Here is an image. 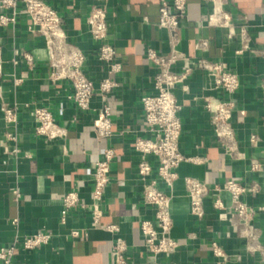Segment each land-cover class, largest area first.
Here are the masks:
<instances>
[{"label": "crops", "instance_id": "crops-1", "mask_svg": "<svg viewBox=\"0 0 264 264\" xmlns=\"http://www.w3.org/2000/svg\"><path fill=\"white\" fill-rule=\"evenodd\" d=\"M44 1L61 16L69 42L85 54L83 70L93 81L95 92L90 109L82 111L72 98V85L50 78L46 38L27 15H19L14 25L0 26V248L45 232L51 235L48 244L35 249L18 247L13 263L115 264L113 249L121 238L127 245L128 264H149L153 257L144 245L140 225L145 219L153 220L155 213L143 199V181L137 169L140 154L134 141L138 136L152 137L147 131L142 98L156 93L158 68L147 58V51L152 48L167 54L171 50L169 33L158 25L160 1H106L109 41L123 64L115 76L118 86L109 93L100 91L107 68L99 59V42L92 37L88 24L93 0ZM228 8L237 23L247 17L253 51L237 53L240 38L229 37L225 29L208 24L212 5L204 0H188L179 49L189 64L207 57L227 63L239 76L232 123L242 156L225 152L205 108V96L226 95L213 89L202 71L190 73L177 84L174 94L182 105L180 149L198 161L180 164L172 190L161 185L172 195V235L180 243L175 251L160 256L162 264H218L213 241L229 255L224 264H264V210L254 217L253 237H242L244 226L229 210L223 212L214 205L220 197L229 207L228 192L212 190L204 200V217L197 219L191 213L185 187L186 177L205 180L212 188L230 178L256 182L261 190L247 194L245 200L257 209L264 205V173L251 170L252 160H264V0H230ZM200 39L209 41L204 50L196 47ZM25 53L34 57L32 66L26 62ZM183 65L179 62L174 70L182 71ZM106 106L110 107L114 132L108 138L99 135L94 125ZM5 107L17 113L15 124L6 122ZM39 107L49 109L65 131L62 137L49 139L36 132L34 111ZM252 135L258 137L256 145L251 142ZM106 148L114 149L115 158L104 193L103 214L94 224L95 161L103 157ZM150 161L156 169V159L150 157ZM16 190L20 193L18 201L14 199ZM70 191L79 194L80 203L65 211L63 197ZM108 225H118L120 230L108 231ZM73 230L81 231V236L74 238Z\"/></svg>", "mask_w": 264, "mask_h": 264}, {"label": "built area", "instance_id": "built-area-1", "mask_svg": "<svg viewBox=\"0 0 264 264\" xmlns=\"http://www.w3.org/2000/svg\"><path fill=\"white\" fill-rule=\"evenodd\" d=\"M106 1L93 0L88 17L91 35L99 42V59L106 64L107 68V76L100 83L102 93H109L118 86L115 76L123 69L122 62L116 57V49L109 41ZM159 1L158 25L169 33L171 50L167 54H161L152 48L147 51V58L158 68L155 75L156 93L142 98L147 131L152 137L138 136L134 141V147L140 154L137 169L138 175L143 181V199L145 204L150 206L155 213L153 220L145 219L140 225L144 245L153 257V262L149 264H162L160 256L175 251L180 245L179 241L172 235L174 226L171 212L172 195L167 193L162 186L172 190L179 178L177 168L180 164L184 161H198L194 157L185 155L180 149L183 124L179 113L182 105L174 94L177 84L185 80L190 73L196 70L202 71L210 80L211 87L226 95L225 97L205 96V108L211 115L215 136L225 152L232 157L242 156L239 152L236 131L232 123V117L237 107L235 94L240 87L239 76L231 71L227 63L223 61L199 57L194 59L192 64L187 63V57L179 49V44L181 41V20L188 13V0ZM204 1L212 5V10L208 15V24L225 29L229 37L237 35L242 44L237 53L253 51L247 17L237 23L234 14L228 8L230 0ZM0 9L2 11L0 26L14 25L18 16L24 14L30 18L32 25L44 34L49 53L50 78L53 81L70 83L73 87V100L79 109L88 111L95 92L94 83L83 70L85 54L69 42L57 10L44 0H0ZM208 46V39H200L196 43V47L201 50ZM24 57L30 66L34 64V57L30 53H25ZM179 62L184 63L180 72L174 70V66ZM2 69L3 57L0 45V77ZM110 114V107H104L94 123L97 133L105 138L111 137L114 133ZM34 115L37 120L36 132L39 135L55 139L65 134L64 129L55 122L49 109L39 107L35 109ZM4 117L9 124H15L18 120L17 113L10 107L4 108ZM251 142L254 145L258 143L257 135L251 136ZM150 157L156 159V169L150 161ZM114 158V149L106 148L103 157L95 161L91 211L94 224L100 222L103 214L104 193L111 180V162ZM154 169L156 176L153 177ZM251 170L264 173V160H252ZM185 187L190 199L191 213L197 219L204 217V200L211 194L212 190L228 192L231 196L230 206L226 207L223 200L217 197L214 201L215 207L223 212L229 210L237 218L239 223L244 226L241 233L242 237H253L254 217L258 211L264 210V205L257 209L246 202L245 196L249 193L259 192L261 187L258 183L247 184L241 179L230 178L212 188L205 180L186 177ZM19 198L20 193L16 190L14 199L18 201ZM63 203L65 211L79 205V194L76 191L66 193L63 197ZM65 211L63 220L66 219ZM105 229L118 232L120 227L108 225ZM71 235L74 238H79L81 231L73 230ZM50 240L51 235L49 233L38 232L25 236L9 246L1 247L0 264H14L13 260L18 247L35 249L48 244ZM126 250L125 241L119 238L113 249L115 264H128L125 256ZM250 250L253 251L254 249ZM212 252L218 264H224L229 258L227 251L216 241L212 242Z\"/></svg>", "mask_w": 264, "mask_h": 264}]
</instances>
